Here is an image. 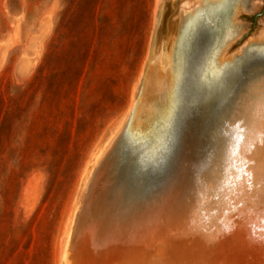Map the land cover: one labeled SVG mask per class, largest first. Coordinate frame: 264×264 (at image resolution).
I'll return each mask as SVG.
<instances>
[{
    "label": "rangeland",
    "instance_id": "rangeland-1",
    "mask_svg": "<svg viewBox=\"0 0 264 264\" xmlns=\"http://www.w3.org/2000/svg\"><path fill=\"white\" fill-rule=\"evenodd\" d=\"M194 1L191 10L198 9L167 74L172 120L153 133L165 156L185 129L208 121L240 81L264 68V45L237 53L227 65L215 59L234 33L247 40L260 30L264 0ZM159 3L0 0V264H65L84 185L133 107ZM226 144L212 176L222 169ZM222 185L207 178L187 215L136 241L98 226L90 197L67 264H134L159 241L172 264H264V238L245 249L240 244L244 224L264 217V197L254 195L255 211L245 213L251 219L229 229L222 221L235 223L237 215L228 221ZM259 230L262 235L264 226Z\"/></svg>",
    "mask_w": 264,
    "mask_h": 264
},
{
    "label": "water",
    "instance_id": "water-1",
    "mask_svg": "<svg viewBox=\"0 0 264 264\" xmlns=\"http://www.w3.org/2000/svg\"><path fill=\"white\" fill-rule=\"evenodd\" d=\"M177 1L160 0L149 55L133 107L86 181L67 240L65 264L90 197L94 200L93 211L98 226L107 231L124 233L133 241L140 238L144 231H158L161 226L185 216L202 183L214 171V161L221 155L220 145L224 141L228 144L225 133L230 124L238 120L245 97L252 86L264 81V68L260 72L253 71L236 85L231 96L210 115L208 121L185 129L169 145V155L165 156L166 151L154 141L158 134L153 135L173 116L174 95L171 97L169 85L172 82L171 72L170 77H164L162 70L167 60L173 62L174 50L179 45L185 23L189 15L198 9L195 6L177 25L176 41L171 45L166 37V27L172 5ZM214 1L209 0L211 4ZM256 37L257 32L251 41L245 40V34L234 33L217 53L216 61L221 66L227 65L239 57L237 53L263 46L264 37ZM168 129L169 132L174 130L172 126ZM244 226H247L246 245L264 238L258 225Z\"/></svg>",
    "mask_w": 264,
    "mask_h": 264
},
{
    "label": "bare ground",
    "instance_id": "bare-ground-1",
    "mask_svg": "<svg viewBox=\"0 0 264 264\" xmlns=\"http://www.w3.org/2000/svg\"><path fill=\"white\" fill-rule=\"evenodd\" d=\"M184 2H187V5ZM194 3L197 4V2L194 0H178L176 3L172 5L171 13L169 15L167 21V27H166V37L168 39L169 44L173 45L174 42L176 41L177 25L180 24V22L182 21V17H183L182 14H184V12H187V9L189 8H190L189 11H191V8L193 7ZM189 5L191 7L187 8V6ZM181 9H184L185 11H182ZM257 37L260 38L264 37V24L262 27H260V30L257 32ZM169 64H170V60H167L166 66L162 70V76L164 77H166L168 74L170 67ZM164 71L165 74H163ZM237 123H240L241 127L245 128V134H244L245 138L244 141H242V145H248L250 137H254V143H251L246 151L243 150L242 148L239 157L236 159L237 166L240 169H242L241 176L243 177L244 172L250 173L251 188H249L248 186L249 184L248 180L237 181L235 179L236 176L235 170L229 172V175L232 177V181L230 182V185L224 183V176H225L224 168H225V161L227 158L228 144L224 152L225 155L222 154V158L224 159L222 161H224V163L222 165V169L220 168V171L217 172L218 177L215 174L213 176L210 175L208 178L212 181L219 183L221 188L223 187L222 183L227 186L228 194L227 197L224 199L226 202L224 203L223 208L225 210V213H227V215L229 216L228 217L229 222L232 218L235 217V215H237V221L235 223L233 222V223H229V225L228 224L226 225L225 222L222 221V225H224V227L228 226L229 229H232L235 226L237 228L239 222L244 221L243 217L245 216L247 217L246 219L249 220L251 219L245 213L255 211L254 207L251 206L252 200L256 202L254 199L255 198L254 195H257L260 198L264 197L262 194L264 192V81L263 80L257 82L254 86H252L251 90L249 91V94L247 95V97H245V101L241 105L240 111L238 113ZM192 206L193 204H191L187 208L185 213L186 215L188 214V211L192 208ZM231 208H233V211L231 210ZM260 218L261 219L256 218V220L259 222L258 226L259 225L264 226V217L263 218L260 217ZM246 225L248 224L246 223ZM233 233L234 232L228 234L227 240H230V237L233 235ZM238 234L239 232L236 233V235ZM240 244L242 245L241 248L244 249L247 248L246 243L244 241ZM134 264H172L168 255V248L166 246V243L162 241L157 242L153 248L152 253L142 254Z\"/></svg>",
    "mask_w": 264,
    "mask_h": 264
},
{
    "label": "snow or ice",
    "instance_id": "snow-or-ice-1",
    "mask_svg": "<svg viewBox=\"0 0 264 264\" xmlns=\"http://www.w3.org/2000/svg\"><path fill=\"white\" fill-rule=\"evenodd\" d=\"M242 123V122H241ZM245 128H242L240 123H237L234 128H231L225 135L228 137V150H227V158L225 161V176L224 183L229 184L232 181V177L229 175V172L235 170L236 176L235 179L237 181L248 180L249 188H251L250 183V173L244 172L243 177L241 176L242 169H240L236 164V159L239 157V154L243 148V150H247L251 143H254V137H250L248 145H242V141H244ZM243 163V161H242Z\"/></svg>",
    "mask_w": 264,
    "mask_h": 264
}]
</instances>
